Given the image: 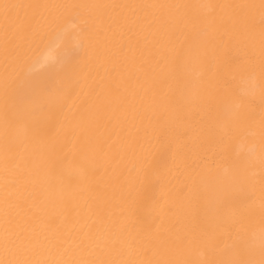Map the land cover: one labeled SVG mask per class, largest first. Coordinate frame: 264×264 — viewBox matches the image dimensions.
<instances>
[{
  "label": "bare ground",
  "instance_id": "6f19581e",
  "mask_svg": "<svg viewBox=\"0 0 264 264\" xmlns=\"http://www.w3.org/2000/svg\"><path fill=\"white\" fill-rule=\"evenodd\" d=\"M0 264H264V0H0Z\"/></svg>",
  "mask_w": 264,
  "mask_h": 264
}]
</instances>
